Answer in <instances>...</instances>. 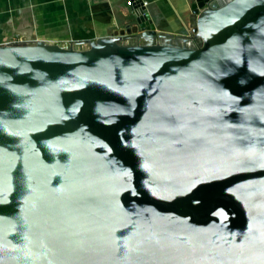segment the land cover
<instances>
[{
	"label": "water",
	"instance_id": "1",
	"mask_svg": "<svg viewBox=\"0 0 264 264\" xmlns=\"http://www.w3.org/2000/svg\"><path fill=\"white\" fill-rule=\"evenodd\" d=\"M183 1L0 44V264H264V0Z\"/></svg>",
	"mask_w": 264,
	"mask_h": 264
},
{
	"label": "crops",
	"instance_id": "2",
	"mask_svg": "<svg viewBox=\"0 0 264 264\" xmlns=\"http://www.w3.org/2000/svg\"><path fill=\"white\" fill-rule=\"evenodd\" d=\"M129 0H0V44L24 40L66 43L111 35L128 22ZM158 31L190 32L182 0H142Z\"/></svg>",
	"mask_w": 264,
	"mask_h": 264
},
{
	"label": "built area",
	"instance_id": "3",
	"mask_svg": "<svg viewBox=\"0 0 264 264\" xmlns=\"http://www.w3.org/2000/svg\"><path fill=\"white\" fill-rule=\"evenodd\" d=\"M143 3V1L142 0H129V1H127V6H133L132 4H135V3ZM8 43H10V42H8Z\"/></svg>",
	"mask_w": 264,
	"mask_h": 264
},
{
	"label": "rangeland",
	"instance_id": "4",
	"mask_svg": "<svg viewBox=\"0 0 264 264\" xmlns=\"http://www.w3.org/2000/svg\"><path fill=\"white\" fill-rule=\"evenodd\" d=\"M182 5H183V7L185 8V5H186V4L184 3V1H183V0H182Z\"/></svg>",
	"mask_w": 264,
	"mask_h": 264
}]
</instances>
